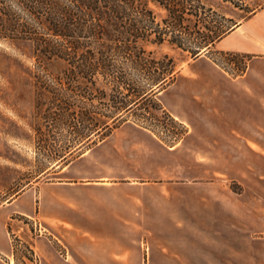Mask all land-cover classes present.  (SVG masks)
<instances>
[{
	"label": "rangeland",
	"instance_id": "obj_1",
	"mask_svg": "<svg viewBox=\"0 0 264 264\" xmlns=\"http://www.w3.org/2000/svg\"><path fill=\"white\" fill-rule=\"evenodd\" d=\"M202 1L214 6V12L200 26L203 23L212 29L230 26L264 3L239 0L240 7H236L222 0ZM151 7L157 15L165 14L161 7ZM193 19L184 20L183 24L191 25ZM199 41L195 36L185 39L191 47ZM147 48L154 50L156 57L167 53L176 64L192 58L188 51L166 41L149 43ZM211 56L231 75L245 69L243 56L220 51ZM56 69L51 66L53 72ZM37 72L40 71L28 42L0 40V205L36 181L54 177L46 173V168L63 160L105 121L118 126L127 120L126 127H149L169 142L185 130L153 98L110 123L109 116L133 100L126 86L113 90L112 85L102 81L95 86L35 82ZM133 85L146 87L147 80L141 77ZM101 88L106 95L99 93ZM66 108L75 114H68ZM237 116V112L232 114L233 123H237ZM183 144L182 149L157 151L159 160L152 164H167V169L154 173L153 167L145 168L151 179L164 182L148 184L144 189L148 208L139 222L149 230L137 234V242L149 245L152 256H158L160 245L167 243L169 255L199 257L197 264H264V152L193 150L207 147L205 137L186 136ZM231 147L239 148L237 144ZM161 193H167V201L161 200ZM163 207H167V214ZM34 227L32 219L9 221L16 246L15 264H29L28 259H33L29 242L38 234ZM33 264H37V259Z\"/></svg>",
	"mask_w": 264,
	"mask_h": 264
},
{
	"label": "crops",
	"instance_id": "obj_2",
	"mask_svg": "<svg viewBox=\"0 0 264 264\" xmlns=\"http://www.w3.org/2000/svg\"><path fill=\"white\" fill-rule=\"evenodd\" d=\"M214 51L245 55V69L229 74L213 60ZM176 71L160 90L129 102L114 122L153 98L185 128L181 136L169 142L152 128L126 127L127 120L92 130L84 143L46 168L54 177L36 181L0 205V264H15L9 230L15 213L32 219L38 231L29 242V264L34 256L37 264L199 263V257L169 255L167 243L152 256L149 245L137 242V234L149 230L139 222L148 208L144 189L164 182L151 179L145 168L153 167L154 173L167 169V164H152L159 160L157 151L182 149L186 136L207 139V147L195 151L264 152V3L237 20L210 49L181 60ZM160 198L167 201V193Z\"/></svg>",
	"mask_w": 264,
	"mask_h": 264
},
{
	"label": "trees",
	"instance_id": "obj_3",
	"mask_svg": "<svg viewBox=\"0 0 264 264\" xmlns=\"http://www.w3.org/2000/svg\"><path fill=\"white\" fill-rule=\"evenodd\" d=\"M222 1L240 7L239 0ZM151 4L164 9L165 14L157 15ZM211 12L212 6L202 0H0V40L30 44L40 71L34 75L35 82L95 86L102 81L113 90L124 85L137 102L160 90L177 72L171 56L156 57L147 45L166 41L191 57L201 54L235 24L215 29L203 23L200 26ZM192 17L191 25L183 24ZM194 36L200 38L199 43L186 45V37ZM51 66L57 67L55 72ZM141 77L147 86L133 85ZM99 93L106 95L104 88ZM124 107L109 116L113 122ZM66 110L75 114L73 109ZM104 126L114 124L105 121ZM11 219L30 221L19 213Z\"/></svg>",
	"mask_w": 264,
	"mask_h": 264
},
{
	"label": "built area",
	"instance_id": "obj_4",
	"mask_svg": "<svg viewBox=\"0 0 264 264\" xmlns=\"http://www.w3.org/2000/svg\"><path fill=\"white\" fill-rule=\"evenodd\" d=\"M34 261H36V257L34 256Z\"/></svg>",
	"mask_w": 264,
	"mask_h": 264
}]
</instances>
